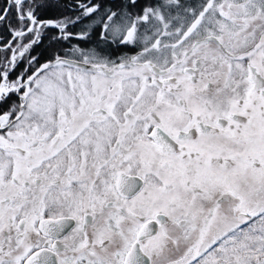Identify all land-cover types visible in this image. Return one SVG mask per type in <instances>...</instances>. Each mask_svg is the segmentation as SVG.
I'll list each match as a JSON object with an SVG mask.
<instances>
[{"label": "snow or ice", "instance_id": "1", "mask_svg": "<svg viewBox=\"0 0 264 264\" xmlns=\"http://www.w3.org/2000/svg\"><path fill=\"white\" fill-rule=\"evenodd\" d=\"M63 7L0 0V264H264V0Z\"/></svg>", "mask_w": 264, "mask_h": 264}, {"label": "trees", "instance_id": "2", "mask_svg": "<svg viewBox=\"0 0 264 264\" xmlns=\"http://www.w3.org/2000/svg\"><path fill=\"white\" fill-rule=\"evenodd\" d=\"M67 0H65L66 2ZM102 4H104L106 7L108 8H113V4L118 3V0H110V3L107 4L106 0H96ZM82 2H86V0H82ZM66 7H63L61 9H56L55 10V14H50L51 17H56V18H60L61 16H66L69 15V17L75 18L77 15H79V9L78 8H71L68 4H65ZM113 10H116L115 8H113ZM95 15V14H93ZM54 17V18H55ZM92 20L88 19L83 23L77 24L75 26H72L70 28L71 31L73 32H79L82 28H85L87 24H91ZM47 40L44 41V44L40 47L41 48V52L37 51V54L39 53H44L45 55L50 54L48 51L45 50V48L47 47L48 42H46ZM96 41V36L93 34L92 40H78V41H74L73 39L70 41L71 45L70 46H80V47H91L94 46ZM67 48V47H66ZM46 52V53H45Z\"/></svg>", "mask_w": 264, "mask_h": 264}, {"label": "flooded vegetation", "instance_id": "3", "mask_svg": "<svg viewBox=\"0 0 264 264\" xmlns=\"http://www.w3.org/2000/svg\"><path fill=\"white\" fill-rule=\"evenodd\" d=\"M81 2H82V0H67L66 2H65V0H61V4L62 5L68 4L71 8H75V9L78 8L77 5L79 3H81ZM96 2H98V1H96ZM50 14H55V10H53V11L48 12L47 14H45V18L46 19H55L56 18L55 16H54L55 18L54 17H51ZM66 16H69V15L66 14Z\"/></svg>", "mask_w": 264, "mask_h": 264}, {"label": "rangeland", "instance_id": "4", "mask_svg": "<svg viewBox=\"0 0 264 264\" xmlns=\"http://www.w3.org/2000/svg\"><path fill=\"white\" fill-rule=\"evenodd\" d=\"M106 2H107V4H109V3H110V0H106ZM55 19H57V18H55ZM73 40H74V41H78L79 39H77V38H73ZM46 42H48V41H46ZM70 43H71V42H70ZM70 43L67 42V41L64 42V47H67V48H68V47H72V46H70V45H71ZM46 49H48V44H47V47L45 48V50H46ZM37 51L41 52V48H38ZM45 53H46V52H45Z\"/></svg>", "mask_w": 264, "mask_h": 264}]
</instances>
